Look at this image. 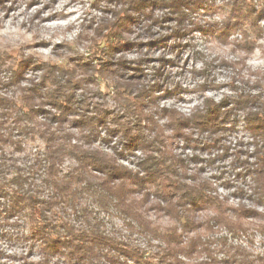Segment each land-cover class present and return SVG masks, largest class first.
Listing matches in <instances>:
<instances>
[{
	"label": "clouds",
	"instance_id": "clouds-1",
	"mask_svg": "<svg viewBox=\"0 0 264 264\" xmlns=\"http://www.w3.org/2000/svg\"><path fill=\"white\" fill-rule=\"evenodd\" d=\"M0 264H264V0H0Z\"/></svg>",
	"mask_w": 264,
	"mask_h": 264
}]
</instances>
